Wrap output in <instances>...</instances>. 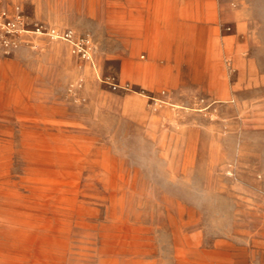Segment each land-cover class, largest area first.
Wrapping results in <instances>:
<instances>
[{
    "label": "rangeland",
    "instance_id": "rangeland-1",
    "mask_svg": "<svg viewBox=\"0 0 264 264\" xmlns=\"http://www.w3.org/2000/svg\"><path fill=\"white\" fill-rule=\"evenodd\" d=\"M0 264H264V0H0Z\"/></svg>",
    "mask_w": 264,
    "mask_h": 264
},
{
    "label": "bare ground",
    "instance_id": "bare-ground-1",
    "mask_svg": "<svg viewBox=\"0 0 264 264\" xmlns=\"http://www.w3.org/2000/svg\"><path fill=\"white\" fill-rule=\"evenodd\" d=\"M153 19L157 21V25L153 26V31L155 33V46H154V54L156 55V59L158 57L163 56L164 54L167 55L168 61H170L171 56L169 50H167L166 44H168L169 41L173 40V33L171 32V29H169V24L171 23V20H173V15L171 14L170 17H168L167 20H164L161 16V13L154 12ZM185 22L189 29H196V28H202L200 27V23H209L205 17H199V16H189L188 18H184ZM163 21V22H162ZM159 22V23H158ZM134 26L133 33L136 34V36H139L138 27L137 24L135 25L130 24ZM151 38V37H150ZM151 41V40H150ZM151 45V44H150ZM150 49V48H149ZM150 51V50H149ZM181 52V51H180ZM164 53V54H163ZM180 58V57H179ZM132 69L137 71L140 75H143L144 77H151V76H158L160 78L165 77L168 78L170 74V70L167 67H163L161 64H146L143 62H135L132 63ZM233 97H223V100H231ZM141 102V101H140ZM136 107L140 108V103L133 102Z\"/></svg>",
    "mask_w": 264,
    "mask_h": 264
}]
</instances>
